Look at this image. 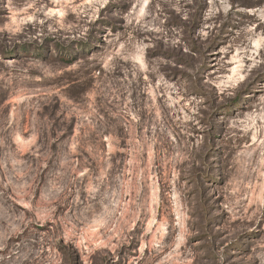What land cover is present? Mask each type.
<instances>
[{"label":"rangeland","instance_id":"obj_1","mask_svg":"<svg viewBox=\"0 0 264 264\" xmlns=\"http://www.w3.org/2000/svg\"><path fill=\"white\" fill-rule=\"evenodd\" d=\"M0 264H264V0H0Z\"/></svg>","mask_w":264,"mask_h":264}]
</instances>
